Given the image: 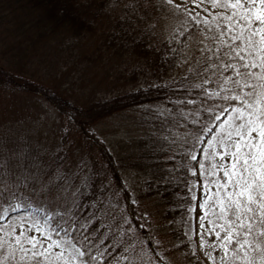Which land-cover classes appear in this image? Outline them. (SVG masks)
Here are the masks:
<instances>
[{"label": "trees", "instance_id": "16d2710c", "mask_svg": "<svg viewBox=\"0 0 264 264\" xmlns=\"http://www.w3.org/2000/svg\"><path fill=\"white\" fill-rule=\"evenodd\" d=\"M179 22H187L183 10L166 0H0V92L10 87L36 94L67 118L66 133L81 136L82 146H100L103 156L102 168L84 161L78 167L62 146L51 152L36 146L34 155L78 172L75 183L86 177L87 186L80 185L75 204L72 197L61 201L53 193L37 196L31 208L26 201L23 208L43 220L45 209L64 206L79 205L80 213L91 216L102 202L107 211L95 216L90 242L93 254L97 247L106 250L108 264H125L122 256L130 264H162L167 257L202 264L184 235L194 179L187 168L196 166L184 153L204 123L203 108L223 102L194 87L201 81L192 71L181 72L182 48L174 36ZM187 27L194 28L188 22ZM74 71L81 92L73 89ZM204 87L211 92L216 84ZM198 107L199 118L190 114ZM126 113L134 114L127 124L132 135L119 143L115 157L88 131ZM123 170L134 171L140 186L135 203L121 187ZM6 207L0 204V211ZM65 219L69 224L56 220L52 226L68 227L71 234L75 217ZM74 234L81 239L79 230Z\"/></svg>", "mask_w": 264, "mask_h": 264}, {"label": "snow or ice", "instance_id": "6c2138e0", "mask_svg": "<svg viewBox=\"0 0 264 264\" xmlns=\"http://www.w3.org/2000/svg\"><path fill=\"white\" fill-rule=\"evenodd\" d=\"M166 2L173 4V0ZM191 3L200 9L193 12L183 8L185 19L200 34L198 67L190 71L201 83L194 87L208 99L215 97L223 102L203 108L204 123L184 153V158L195 161L205 177L198 246L209 264H264V0ZM175 7L179 12L182 6ZM213 75L217 76L216 88L208 92L204 86L213 83ZM190 114L199 118L200 108ZM209 123H213L212 128ZM217 128V134L201 148L209 161L206 167L194 153L203 136ZM161 138L175 143L166 135ZM225 156L230 158L228 162ZM187 170L196 175V167ZM78 176V172H65L63 165L46 162L41 154L33 155L27 148L0 147V204L7 205L0 211V220H10L11 213L22 211L26 201L31 208L37 196L47 198L55 193L61 201L72 197L75 204L80 185L86 181L83 177L76 184ZM211 177H215L214 191L209 186ZM79 207L45 209L43 220L22 216L6 228L0 225V231L6 232V238L0 239V264H108L106 250L97 247L93 254L90 242L95 216L107 210L101 202L87 216L79 212ZM66 216L75 217L71 234L68 227L52 226L56 220L69 224ZM77 230L81 232L79 240L74 234ZM205 234L216 239L206 241ZM121 259L130 264L127 256Z\"/></svg>", "mask_w": 264, "mask_h": 264}, {"label": "rangeland", "instance_id": "374dc122", "mask_svg": "<svg viewBox=\"0 0 264 264\" xmlns=\"http://www.w3.org/2000/svg\"><path fill=\"white\" fill-rule=\"evenodd\" d=\"M173 5H181L182 10L184 6H186L193 12L200 11V9L196 7V5L191 3V0H173ZM189 32L192 33L191 36H189ZM174 36L177 40L178 45L180 46V48H182L181 53L183 55V60L181 72H186V70L190 71V69L194 71V68L198 67L196 61L200 57V54L197 51V49L200 47L199 32L196 31L195 27L188 28L187 22H179L178 30L174 33ZM200 62L202 63V60ZM76 71L72 72V79L76 80L73 89H75L76 92H81L82 81L79 80ZM211 80L213 81V83H215V81L217 80V76H211ZM77 81L78 84H76ZM8 88H3V90H5L7 93H5L4 91L0 92V147L6 145L7 147L13 149L27 148L28 150H32L31 154L34 155V150H36V146L38 145L40 146V148L45 146L42 149H47L49 152L55 150L57 146L58 148L59 146H62L64 150H68L70 152V161L74 165H79L84 161L86 162L87 166L90 167L91 165H94V163H96V166H98L99 168L103 167V156H101L100 150L101 147L99 146V148L98 146H96V148H91L85 144L82 146L81 141H79L82 139L79 138L81 136L74 133L72 134L71 132L66 133V131L68 132L67 118H61L58 112L54 110V107H52L48 103L46 104L41 98L37 97L36 94L31 93L30 95H26L23 92L17 93L14 92L12 88ZM129 116L134 117V114L126 113L125 115L111 118L104 123L103 121H101L94 129H90V131H88V134H92L95 142H98V144L102 147L105 144L106 148L109 149L108 153H114V156L116 157V155L118 154L116 150H119V143L132 135L130 126H127L128 123H131V120L128 118ZM221 119L223 120L224 117H221ZM212 127L213 124L209 128ZM218 131L219 129L217 128L211 134L206 133L202 138L203 143L194 153L197 154L198 160H201L205 163L206 167H209V161L205 160L201 152V148L206 147L207 141L210 140L213 135H216ZM217 150L222 151V149ZM229 159L230 158L228 156H225V162H228ZM115 160L117 161L116 158ZM216 160L219 161V157H216ZM195 167L197 168V172L191 183L190 192L191 196H195L196 199L192 200V204L190 206L192 211H189V216L185 225V233H189V235L186 237L190 241V247L202 261V264H209V262L204 258L201 250L199 249V237L197 235V233L201 231L200 217L202 212L199 208V204L204 200L203 180L205 179V177H202L200 175L198 164H196ZM134 174L135 173L132 170H123L121 181V187L126 188V190L130 192V194H132L131 198L129 199L130 203L137 202L140 194L138 192L140 186ZM220 175H223L222 172L220 173ZM209 179L213 181V183L209 186L214 191L215 177H211ZM22 216H30V214L24 210L13 212L10 220H2V222H0V225H4V227L6 228L8 223L16 222L17 218ZM208 227L209 225L207 223V220H205V228ZM5 238L6 232L0 231V239ZM160 238L163 240L162 233H160ZM215 239L216 237L214 235L208 236L207 234H205L206 241H212ZM149 247H152L151 244L149 245ZM163 251L166 250L163 249ZM167 258L170 260L169 257ZM162 259V264H178L176 258H174V261L170 262L169 260H166L164 258Z\"/></svg>", "mask_w": 264, "mask_h": 264}]
</instances>
